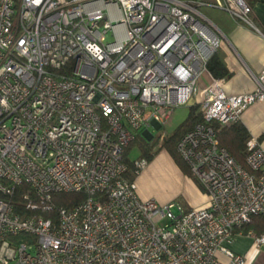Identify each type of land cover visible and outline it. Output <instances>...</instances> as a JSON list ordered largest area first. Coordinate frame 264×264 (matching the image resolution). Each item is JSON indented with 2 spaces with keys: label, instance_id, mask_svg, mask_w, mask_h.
Instances as JSON below:
<instances>
[{
  "label": "built area",
  "instance_id": "obj_1",
  "mask_svg": "<svg viewBox=\"0 0 264 264\" xmlns=\"http://www.w3.org/2000/svg\"><path fill=\"white\" fill-rule=\"evenodd\" d=\"M203 7L255 27L245 0H0V264H253L228 244L264 214V148L248 139L247 169L218 133L264 99V68L252 92L226 94ZM191 101L201 118L175 150L208 205L174 215L138 196L124 150L161 141ZM132 163L136 176L147 159ZM21 185L23 213L9 201ZM57 192L87 196L56 206Z\"/></svg>",
  "mask_w": 264,
  "mask_h": 264
},
{
  "label": "crops",
  "instance_id": "obj_2",
  "mask_svg": "<svg viewBox=\"0 0 264 264\" xmlns=\"http://www.w3.org/2000/svg\"><path fill=\"white\" fill-rule=\"evenodd\" d=\"M250 5V18L255 27L222 9L201 8L222 36L217 52L229 72L223 86L229 95L252 92L255 89L253 74L264 68V0H251ZM174 116L175 113L167 134L178 124H173ZM239 121L248 130L250 138L257 139L264 148V99L249 103L241 112ZM140 136L147 139L153 137L147 132ZM153 150L152 158L134 178L138 196L142 199L152 198L160 204L177 202L184 211L207 207L208 198L192 176L184 173L159 143ZM130 151L136 153V156L128 154L130 160L139 157L140 151L136 145ZM253 233L257 235L255 231ZM228 247L234 253L246 256L253 264H264V244L256 246L253 234L236 233Z\"/></svg>",
  "mask_w": 264,
  "mask_h": 264
},
{
  "label": "trees",
  "instance_id": "obj_3",
  "mask_svg": "<svg viewBox=\"0 0 264 264\" xmlns=\"http://www.w3.org/2000/svg\"><path fill=\"white\" fill-rule=\"evenodd\" d=\"M249 5L251 0H245ZM251 6V5H250ZM252 20V19H251ZM253 22V21H252ZM207 70L214 78H223L228 76V70L224 65L222 56L217 50L212 54L206 63ZM200 115L196 114V106L191 105L188 107L186 117L178 123L175 128L169 132L161 141L158 136H153L151 139H147L143 136L136 137L135 140L129 143L124 150V162L127 164V171L124 176L129 179H134L135 174L133 172V163L129 159L128 153L133 146H137L140 151L139 157H144L149 161L155 153L153 147L159 143L160 147L165 148L179 168L186 174L191 176L189 168L184 160L177 154L175 145L177 140L191 127L196 121L200 119ZM250 138V134L246 127L239 120L233 123L231 126L223 128L218 133V140L220 145L226 147V149L235 157V159L245 168L248 166L245 163L246 155V142ZM25 190V185L17 187L13 195L9 197V201L13 204L14 211L22 213L25 212L24 201L22 199V193ZM87 196L85 192H57L52 195V203L56 206L71 207L77 204ZM56 210H52V214L55 215ZM47 216L50 214L48 211H42ZM248 230L255 231L257 235L264 233V214L253 216L250 223L244 226L243 232L247 233Z\"/></svg>",
  "mask_w": 264,
  "mask_h": 264
},
{
  "label": "rangeland",
  "instance_id": "obj_4",
  "mask_svg": "<svg viewBox=\"0 0 264 264\" xmlns=\"http://www.w3.org/2000/svg\"><path fill=\"white\" fill-rule=\"evenodd\" d=\"M112 39V37H111V35L110 34H107V36H106V40H111ZM193 103V101H191V102H189V103H187V104H184V105H180L177 109H176V112H175V116H174V122H173V124H177V123H179L180 121H182L185 117H186V115H187V111H188V106L190 105V104H192ZM167 129H168V127H167ZM171 130V129H170ZM132 149V148H131ZM131 153H133V154H131ZM129 155H135L136 153L135 152H129L128 153ZM136 156V155H135ZM174 207H172V209H171V211H172V213L174 214V215H177V214H179L180 213V206H179V204L177 203V202H174ZM167 220H164V221H162L161 223H164V222H166Z\"/></svg>",
  "mask_w": 264,
  "mask_h": 264
}]
</instances>
